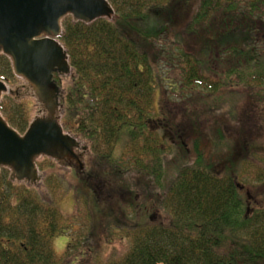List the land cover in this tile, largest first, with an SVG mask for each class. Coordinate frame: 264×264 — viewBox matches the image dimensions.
Returning a JSON list of instances; mask_svg holds the SVG:
<instances>
[{
    "label": "trees",
    "instance_id": "trees-1",
    "mask_svg": "<svg viewBox=\"0 0 264 264\" xmlns=\"http://www.w3.org/2000/svg\"><path fill=\"white\" fill-rule=\"evenodd\" d=\"M108 1L116 19L86 25L67 18L60 39L73 68L62 124L90 152L84 172L67 168L77 182L71 186L78 213L66 218L61 212V184L54 185L50 173L39 190L12 183L3 169L0 264H72L69 257L79 247L57 254L53 241L83 213L92 224L99 221V229L126 233L124 253L103 264H264V206L249 212L238 186L246 161L259 154L251 132L230 139L221 122L229 93L243 89L250 109L242 118L264 124V46L257 39L258 28L264 32V0ZM216 49L222 50V65L213 63ZM162 62L171 70L161 69ZM0 80H15L4 55ZM165 88L203 101L202 112L218 121L208 140L229 151L232 166L221 162L227 168L219 169L207 161L202 138L191 139L192 160L165 182L167 159L178 149L166 138V125L155 120L162 117ZM0 112L19 133L27 131V106L6 97ZM226 116L240 124L236 110ZM241 146L246 158L236 156ZM45 161L54 164L44 159L39 166ZM255 181L264 183V166ZM143 188L157 199L167 223L150 220L147 199L138 201ZM98 238L91 233L85 247L93 252Z\"/></svg>",
    "mask_w": 264,
    "mask_h": 264
},
{
    "label": "water",
    "instance_id": "water-1",
    "mask_svg": "<svg viewBox=\"0 0 264 264\" xmlns=\"http://www.w3.org/2000/svg\"><path fill=\"white\" fill-rule=\"evenodd\" d=\"M116 17L108 0H0V55L10 60L14 75L23 82L11 88L0 81V103L5 95L14 97L23 89L21 96L33 97L39 106V115L24 134L0 112V172L8 170L11 182L39 187L44 178L37 165L41 158L79 173L86 170L89 147L62 124V79L73 73L60 41L63 21L71 18L90 25Z\"/></svg>",
    "mask_w": 264,
    "mask_h": 264
},
{
    "label": "rangeland",
    "instance_id": "rangeland-1",
    "mask_svg": "<svg viewBox=\"0 0 264 264\" xmlns=\"http://www.w3.org/2000/svg\"><path fill=\"white\" fill-rule=\"evenodd\" d=\"M257 34V39L260 42V45L264 46V32L261 28H258ZM194 48V46L189 47V45H187L188 52H195ZM221 52L222 50L219 49L213 51L212 59L216 61L213 62L216 65L224 64V62H222V60H224L222 59V56L221 58H219ZM168 64L170 63L167 62L166 64H164V62H162L161 66L159 67L163 70L166 67L167 69L171 70V66L169 67ZM170 72L172 73V71ZM67 79L68 78H64L65 81L63 80L62 87L64 90ZM22 84V80L15 77L14 83L10 84L9 86L11 88H15ZM20 90H22L21 94L24 93L23 89ZM164 91L166 96L163 97L165 101H163L162 103V117H160L159 114L158 116H155L157 117L155 120H157L161 125H166V127L168 128V130L165 132L166 138H169L175 144V146L178 147V149L176 150L177 152L173 151L174 153L167 159L165 182H167L174 176V171L179 164L192 160L193 154L191 149V139L195 140L202 138L200 139V143L206 155L207 161L219 165V169L225 170L227 168L223 167L224 164L222 163H226L227 166H232V164H228L226 162V160L231 158V155L229 156V151L226 149H224L223 152L219 151V149L216 150V147L212 145L208 140V137H210L209 135H211L209 132L210 128H215L218 125V121L215 119L212 120L214 117L202 112L203 101L199 102L198 100H191V98L189 97L184 98L180 95L173 96V94L171 95L167 88H165ZM243 94V89H236L234 91L231 90L228 95V102L226 103V105H224L221 122L224 126L226 125L225 135H227V137H229L230 139L234 134L238 135V133L242 132L245 133L246 136L249 134V132H251V138L254 139V145L252 147L255 146V151L257 152V154H259V157L258 159H250L246 161L247 163L244 166V172L241 171L243 172L242 176H240V179H238L240 195L243 198L244 202L247 204L249 212H251L255 208L264 206V183L258 184V182L255 181V179L257 178V172L264 166V124L262 122H259L260 125L257 127L256 122L249 121L246 118H242L246 116L248 110L250 109V102L244 97ZM6 97L13 99V97L8 95H5L3 99ZM14 101L16 103H21L29 108L30 121L34 120V118L39 115V106L33 97L20 96V98L15 99ZM232 110H236L238 113L239 117L237 116V118H239V125L237 124V122L234 123V121H232L230 117L226 116ZM158 113H160L159 109ZM230 135H232V137ZM205 137L207 139H205ZM178 138H180L183 143V149L178 146ZM80 141L82 140L80 139ZM83 143L84 145H86L85 142ZM230 143L232 144V142ZM242 148L243 146L239 147V153L236 156L239 158H246L247 155L243 154ZM89 155L87 156V158L85 157L86 169L90 167V159L88 158ZM44 159L47 158H41L38 162L43 161ZM37 165L40 172L43 173L44 178L39 187L33 188L41 190L44 186L46 173H50L54 180V185L56 183L61 184L60 189H58L57 191L58 196H60L59 206L61 212L65 215L66 218H72L77 215V195L75 194V187L73 188V186H71H76L77 182H75V179L73 178V176H71V171L66 167L59 166L55 162L50 166V164L45 161V165L43 168L39 166L38 163ZM62 170L64 172H62ZM19 184L27 185L26 183ZM68 188L69 191H67ZM144 190L146 191L144 195L140 193L138 194V201H144L147 199L146 213L149 215L150 220L152 222L167 223V217L163 215L162 212L157 208V199L155 198L154 200H150V192L147 193L148 191H150V189L147 188V190ZM99 225V221L92 224L91 220L87 218V215L83 213L78 218V220L72 223V226L69 227L68 232H64L54 239V250L57 254H63L66 250H68L70 246L71 248L78 246L79 249L77 251L74 250L73 255L69 257V262H72V264H103L109 259L118 258L124 253L126 249V242L123 241L126 233L114 231V229H111V227H107L104 231L102 227L99 229ZM91 233H96V235L99 236V241H97L96 245H94L93 252H91V249L85 247V240Z\"/></svg>",
    "mask_w": 264,
    "mask_h": 264
},
{
    "label": "flooded vegetation",
    "instance_id": "flooded-vegetation-1",
    "mask_svg": "<svg viewBox=\"0 0 264 264\" xmlns=\"http://www.w3.org/2000/svg\"><path fill=\"white\" fill-rule=\"evenodd\" d=\"M7 59H8V58H7ZM9 61H10V60H9ZM10 63H11V62H10ZM11 66H12V65H11ZM15 77H16V76H15ZM16 78H17V77H16ZM55 78H56V80L60 81V78H58L57 75H55ZM0 81H3V80H0ZM3 82H5L7 85H10V83H8V82H6V81H3ZM13 83H14V81H13ZM21 92H22V90H19V92L15 94V96L13 97V99L15 100V99L20 98V96H21ZM88 155H89V152H86L85 157L87 158Z\"/></svg>",
    "mask_w": 264,
    "mask_h": 264
}]
</instances>
